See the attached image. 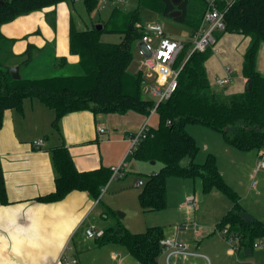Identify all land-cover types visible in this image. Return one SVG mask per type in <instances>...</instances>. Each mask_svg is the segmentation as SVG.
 <instances>
[{"label": "trees", "instance_id": "16d2710c", "mask_svg": "<svg viewBox=\"0 0 264 264\" xmlns=\"http://www.w3.org/2000/svg\"><path fill=\"white\" fill-rule=\"evenodd\" d=\"M76 0H0V129L4 112L23 113L25 100H37L54 112L51 127L59 132L60 119L74 112L90 111L94 116L132 111L149 116L155 101L142 96L143 75L129 72L133 62L132 48L139 42L142 11L161 14L179 9L181 16L175 21L185 23L197 31L205 10L203 0L190 9V0H182L180 7H173L169 0H137L135 9L125 12L118 6L112 8L101 30H77L70 19L68 52L78 57L80 73L64 77L13 80L7 61L15 39L2 33V26L46 8ZM86 12L98 9L95 0H82ZM222 6V5H221ZM225 30L222 34H238L249 39L243 54L242 77L250 88L225 97L211 88L205 63L212 55L210 49L190 53L186 43L173 68L178 71L176 88L170 97L155 109L158 117L156 128H148L146 139L140 142L132 158L139 163L154 161L161 166L157 172L145 175L138 194L143 212H159L167 207V180L171 178L199 179L203 193L215 189L227 197L231 208L219 220L216 230L227 229L238 238L237 251L253 249V243L264 238V222L249 215L241 206L237 192L229 186L219 172L214 155L208 154L202 164L195 159L199 153L194 138L186 131L189 124H198L221 135L223 140L240 152H260L264 149V76L256 68L259 46L264 43V0H236L224 14ZM103 34H117L118 43L101 40ZM218 40V36H217ZM32 46H27L26 58L19 69L30 62ZM55 171L52 192L36 199L39 203H54L73 192H85L94 201L112 178V169L100 167L79 171L64 144L50 148ZM186 160L187 164L182 165ZM4 196L0 177V199ZM101 199L98 201V203ZM165 237L164 228L152 226L141 233H131L117 223L103 230L96 239L98 246L118 244L140 264H159L160 241Z\"/></svg>", "mask_w": 264, "mask_h": 264}, {"label": "crops", "instance_id": "0c3cea01", "mask_svg": "<svg viewBox=\"0 0 264 264\" xmlns=\"http://www.w3.org/2000/svg\"><path fill=\"white\" fill-rule=\"evenodd\" d=\"M8 24L3 25L1 30L5 37L15 39L11 46L14 49L17 39L24 34H14L12 28L17 25ZM68 29L69 23L66 30L59 31L60 35L58 31L56 34L49 31V41L54 39L53 47L57 54L62 55V64L68 61L77 64L78 57L68 52ZM217 36L215 52L205 63L211 88L225 97L242 93L247 82L242 77L241 65L249 39L230 33H217ZM34 42L29 44L32 46L31 53L33 50L38 52L43 47V42ZM136 46L140 49V42ZM141 62L142 60L138 65V72L142 73L145 81L143 90L144 85L150 86L154 83V76L147 77L148 74L142 71ZM226 68H230V72H227ZM256 68L264 76V43L258 49ZM131 70L129 72L133 74L138 73L134 72L135 69ZM224 78L229 80L228 84L219 86L217 81ZM53 118L54 112L37 100H25L21 114L11 110L4 112L0 129V177L4 187V196L0 199V264H62L59 257L67 245L65 254L68 258L75 259L77 264H140L123 246H98L96 239L86 237L85 231L90 227L97 230L95 224L88 219L98 205L87 193L73 192L54 203H39L36 199L54 189L55 171L48 152L50 148L64 144L79 171L100 167L113 169L121 162L130 167V164L127 166L124 161L129 148V138L136 134L145 122L148 128H156L157 115L154 113L144 116L129 111L125 115L94 116L90 111H79L60 119L58 133L51 127ZM99 129H102V132ZM37 140H43L41 149L32 147V143ZM222 142V151L229 164L226 175L232 184L227 182V176L220 170L217 155L214 153L212 155L216 158L219 172L225 182L237 192L243 209L264 222V207H258L261 203L257 190L259 183H256L254 188L251 186L252 179L256 177L259 178L261 186L264 185V168L254 173L257 162H264V149L260 151L262 154L256 152L255 155L242 156V152L237 150L238 154L231 153L232 147L223 138ZM205 148L208 149V146ZM141 164L143 173L155 172L148 168L152 166L150 163ZM135 167L136 165L133 168ZM213 191L217 190L203 193L201 189L204 196L212 194ZM195 194L197 195L196 192H184L177 200V208L185 215L183 223L195 221L198 235L191 230L177 234L174 228H164V235L184 239L197 256L173 257L170 264H207L205 259L210 257L209 264H264L263 249H252L251 252L230 251L215 229L221 217L230 210L231 204L223 203L225 208L221 212H218L219 208L217 211H209L210 214L213 212L215 220L199 222L198 214L202 211L199 203H206L207 200L209 202L210 199L207 196L196 197ZM190 195L197 200L196 211L181 206L184 198ZM168 198L167 191V202ZM135 199L137 200V197ZM158 263L166 264V255L163 252L158 257Z\"/></svg>", "mask_w": 264, "mask_h": 264}, {"label": "rangeland", "instance_id": "374dc122", "mask_svg": "<svg viewBox=\"0 0 264 264\" xmlns=\"http://www.w3.org/2000/svg\"><path fill=\"white\" fill-rule=\"evenodd\" d=\"M117 6L121 10L128 12L136 8L137 0H123ZM198 6L199 3L197 1L190 0L191 10L197 8ZM114 7L116 6H106L104 9H96L91 13H87L82 0H76L73 3H62L56 7L46 8L17 18L8 25L15 23L14 25L17 26L12 28L14 34L24 35L17 39L14 49L11 47L10 51L12 53V57L9 58L6 66L9 70L13 67L19 68L18 65L27 56V46L31 42L35 41V44L43 42V47L38 52H34L33 50L30 62L25 65L23 64L20 67L19 75L21 78L38 79L79 74L80 69L78 62L77 64H73L71 61H68L65 64L61 63L62 55L56 53L55 48L53 47L54 39L49 41V31L53 34H56L58 31V34L60 35L59 31L67 29L70 19H72L75 28L79 31L95 28L97 25H101V23L107 20L112 8ZM142 21L146 24L149 22L159 24L163 31L173 39L184 43L191 42L192 29L185 23L175 21L174 19L161 14L146 11H142ZM101 40L109 43H118L120 41V36L117 34H103L101 36ZM132 52L133 62L131 63L129 70L135 69L134 72L136 73L139 70L138 65L143 59V55L136 44L133 46ZM131 71L133 72V70ZM142 96L144 99L156 102V98H153L148 93L147 85H144L143 87ZM186 131L194 138L197 146L199 147V153L195 162L197 164H202L208 154L215 153L218 158L220 170L225 176H227L226 172L229 170V164L222 151L224 144L220 134L208 130L198 124L187 125ZM218 145L222 146L219 147ZM205 146H208V149H206ZM230 149H232L231 153H239L236 152V150H233V148ZM241 154L242 156L255 155L256 152H242ZM126 157L124 159L125 164L127 166L130 164V167L123 166L122 176L120 178H111L104 189L101 201L98 203L95 211L89 216L88 220L95 224L94 226L97 227V230L113 227L117 223L128 229L131 233H141L144 232L146 228L152 226L173 229L177 224L185 222V220H183L185 216L184 213L177 208V200L184 192H186V194L196 192L200 198L206 196L209 197V202L207 200L206 203H203L202 201L199 203L202 209V211L198 214L199 222H211L215 220L213 219V212L210 214L209 211H217L219 208L218 212H221L225 208L223 203L230 205L229 200L217 191H213L212 194L204 196L201 192V184L198 178L194 181L171 178L167 180V191L169 195L167 207L159 212H143L138 203V194L142 189V186L135 187V183L138 180H141L144 183L146 179L145 175H147V173H143V168H141L142 164L137 163L132 158V155H127ZM186 164L187 161L183 160L182 165ZM134 165H136L135 168H133ZM160 166L161 165L159 163H154V165L149 166L148 168L157 172ZM239 171L242 172L240 169ZM227 180V182L232 184V181L228 179V176ZM254 182L257 184L259 183L257 190L260 193V197L258 198L261 203L258 207L262 208L264 207V185L261 186V182L258 177L254 179ZM135 197H137V200ZM67 247L68 245L65 249H67Z\"/></svg>", "mask_w": 264, "mask_h": 264}, {"label": "built area", "instance_id": "2783aa9c", "mask_svg": "<svg viewBox=\"0 0 264 264\" xmlns=\"http://www.w3.org/2000/svg\"><path fill=\"white\" fill-rule=\"evenodd\" d=\"M98 9H104L106 6H117L123 0H95ZM205 3V10L202 16L201 23L197 31L191 36V49L192 52H203L206 49H210L215 52V46L217 44V33H223L225 30L224 14L226 10L236 0H203ZM222 5V6H221ZM140 42V51L143 55L141 62L142 71H145L147 77L154 76V83L148 86V93L156 98L155 107L151 110L150 115L155 113L156 106L167 100L176 88L178 71L173 68L176 58L183 50L186 43L169 37L157 23H142ZM227 72H230V68H226ZM143 79V83H144ZM229 80L227 78L219 79L217 84L219 86L227 85ZM102 132V129H99ZM148 133L147 122H145L139 131L129 138V148L127 155H132L137 149L141 141L146 139ZM43 146V140H37L32 143L34 149H41ZM262 154V152H260ZM124 163L121 162L117 167L112 169V179H117L122 176V168ZM264 168V162L259 160L256 164L254 173ZM143 182L138 180L136 187H141ZM256 183L252 179L251 186L254 188ZM104 188L100 191L99 198L101 199L104 192ZM182 207L196 211L198 208L197 200L193 195L186 196L181 204ZM193 231L195 235H198L197 224L195 221L188 223H180L174 227V231L177 234H183L187 231ZM222 239L229 246V250L237 251L238 238L235 235L228 234L227 229L218 231ZM85 235L89 239H98L103 235V231H99L90 227L85 231ZM161 252L166 255V264H170L173 257H188L197 256L191 251L190 245L184 239L172 236L164 237L160 241ZM253 249L264 250V238L259 239L253 243ZM66 250V249H65ZM65 250L59 257V262L62 264H77L75 259H70L65 254ZM209 264V259H205Z\"/></svg>", "mask_w": 264, "mask_h": 264}, {"label": "water", "instance_id": "95a60500", "mask_svg": "<svg viewBox=\"0 0 264 264\" xmlns=\"http://www.w3.org/2000/svg\"><path fill=\"white\" fill-rule=\"evenodd\" d=\"M169 1L173 5V7H176V8L180 7L181 2H182V0H169ZM180 16H181V11L179 9H176V10L170 12L169 15H168V17H170L171 19H174V20L177 19V18H179ZM101 28H102L101 25H97L95 27V29L97 31L101 30ZM9 72H10V76H11V78L13 80L20 79L19 68L18 67L11 68L9 70ZM249 88H250V85H249V83H247L246 89H249ZM154 163H155L154 161L150 162L151 165H154Z\"/></svg>", "mask_w": 264, "mask_h": 264}]
</instances>
